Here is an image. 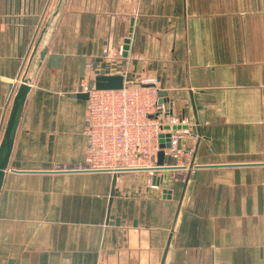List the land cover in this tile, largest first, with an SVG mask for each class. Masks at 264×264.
I'll return each instance as SVG.
<instances>
[{"label": "crops", "instance_id": "obj_1", "mask_svg": "<svg viewBox=\"0 0 264 264\" xmlns=\"http://www.w3.org/2000/svg\"><path fill=\"white\" fill-rule=\"evenodd\" d=\"M124 74L193 125L190 173L54 171L84 159L80 82ZM23 80L0 264H264V0H0V143Z\"/></svg>", "mask_w": 264, "mask_h": 264}, {"label": "built area", "instance_id": "obj_2", "mask_svg": "<svg viewBox=\"0 0 264 264\" xmlns=\"http://www.w3.org/2000/svg\"><path fill=\"white\" fill-rule=\"evenodd\" d=\"M123 49L117 51L122 54ZM110 58V52H105ZM118 90H96L89 88L85 81L80 82L79 91L87 95L86 149L81 163L56 165L53 170L61 172H134L147 171V185L153 183V171L157 167L160 150L170 166L177 170L191 171L194 145L198 138L193 125L186 117L173 114L169 107L158 98V81L146 76L136 82H128L126 75ZM169 142V147H160L159 135ZM146 169V170H145ZM176 171V170H173ZM162 172L158 170L156 174Z\"/></svg>", "mask_w": 264, "mask_h": 264}, {"label": "water", "instance_id": "obj_3", "mask_svg": "<svg viewBox=\"0 0 264 264\" xmlns=\"http://www.w3.org/2000/svg\"><path fill=\"white\" fill-rule=\"evenodd\" d=\"M129 43L130 40L126 39L124 42L123 49V56H127V51L129 50ZM123 86V78L121 76H102L97 77L95 79L94 86H90L91 88H95L96 90H118L121 89ZM29 85L26 80H23L15 97L13 98L9 118L6 124V127L4 129L3 138L0 143V190L3 183L5 171L7 168L9 156L11 153V149L13 146V139L15 135V131L18 125L19 117L21 115L23 105L27 96V93L29 92ZM85 99H87V95L84 94ZM161 102V100H159ZM168 137V134H160L159 135V141H160V147H169V142L166 139V143L164 137ZM171 159H166V165H164V154L163 151L160 150L158 152L157 156V167L151 168L153 171V177L152 181L153 183L159 185L160 183V177L156 174L158 170H162L163 176V182L166 181L168 173L177 170L178 166H170ZM193 165V162L190 163V166ZM146 170V169H145ZM190 173V170L188 171ZM115 183V179L113 180V184Z\"/></svg>", "mask_w": 264, "mask_h": 264}]
</instances>
